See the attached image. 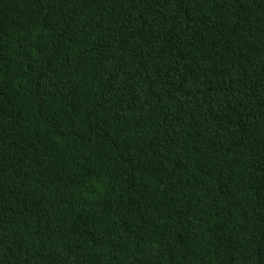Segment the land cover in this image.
I'll return each mask as SVG.
<instances>
[{"label":"trees","instance_id":"1","mask_svg":"<svg viewBox=\"0 0 264 264\" xmlns=\"http://www.w3.org/2000/svg\"><path fill=\"white\" fill-rule=\"evenodd\" d=\"M0 264H264V0H0Z\"/></svg>","mask_w":264,"mask_h":264},{"label":"clouds","instance_id":"2","mask_svg":"<svg viewBox=\"0 0 264 264\" xmlns=\"http://www.w3.org/2000/svg\"><path fill=\"white\" fill-rule=\"evenodd\" d=\"M107 61H103L101 62L99 65H97L98 69H99V72H100V77L101 79L103 78L104 76V73H105V70H106V65H107Z\"/></svg>","mask_w":264,"mask_h":264}]
</instances>
